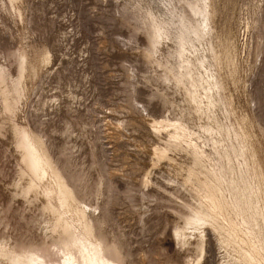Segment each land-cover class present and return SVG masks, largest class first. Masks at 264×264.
Returning <instances> with one entry per match:
<instances>
[{"label": "rangeland", "instance_id": "374dc122", "mask_svg": "<svg viewBox=\"0 0 264 264\" xmlns=\"http://www.w3.org/2000/svg\"><path fill=\"white\" fill-rule=\"evenodd\" d=\"M130 1L0 0L7 261L64 264L50 229L66 217L67 190L103 216L88 237L97 264H243L184 175L222 167L227 195L229 170L246 164L250 250L264 264V0H159L156 17ZM199 46L217 65L215 107ZM151 120L181 126L196 147L156 135Z\"/></svg>", "mask_w": 264, "mask_h": 264}, {"label": "bare ground", "instance_id": "6f19581e", "mask_svg": "<svg viewBox=\"0 0 264 264\" xmlns=\"http://www.w3.org/2000/svg\"><path fill=\"white\" fill-rule=\"evenodd\" d=\"M133 1H135L136 5L143 6V9L147 8L151 17H156L158 15V10L162 8V6L158 5L157 1L159 0ZM133 1L129 3L134 5ZM207 2L208 0H204L205 6L209 7ZM153 5L157 6L158 10L154 9ZM146 14H148V11ZM195 52L199 58L197 62L201 67L199 75L203 80L206 79L209 82L210 93L213 94V97L210 98V105L215 107V105L219 104L218 98L215 96L218 91V87L215 86V77L217 73L216 62L212 56L208 54L205 55V53H207L205 47L202 48L199 46L196 48ZM188 53L187 50L179 52L183 59L187 57ZM186 62L187 61L184 60L183 67H185ZM123 122L125 123L124 120ZM151 126L156 135H166L175 141L187 143L190 146L196 147V144H194L192 140H186L183 137L185 132L181 126L172 123H156L154 120H151ZM191 137H196V139L200 140L199 136L192 135ZM214 171L216 172L214 175H206L208 177L203 178V173L200 171L199 167L190 168L186 171L184 178L186 183L192 184L197 188L199 196L202 195V192L204 193L206 202L205 204L201 203V205L202 208L207 210L208 219L205 220L206 225L213 227L219 232L220 236L223 235L231 245H233L234 251L242 253L244 257L243 264H255L250 250L253 247L252 241L254 237L248 226V221L252 219L255 207L254 199L256 193L251 183V173L246 164L243 169L240 168V166H232L231 170H229L231 173L230 192L227 195H222L224 192V190L220 188V186L224 184L222 167H218ZM235 176H238V178ZM207 178H210L212 182L208 183ZM195 181L197 183H195ZM233 190L236 191L235 194L232 192ZM62 194L63 202L66 205V209H64L66 217H64L61 222L54 225L50 231L52 234L62 235L61 244L64 264H97L99 259L94 254L95 251L93 250L96 245L89 241L88 237H92V230L95 227V223L103 216L100 215L97 217L93 211L95 206L89 205L87 202H83V208L77 209L72 203V199L69 197V192L64 190ZM242 209H244L243 211L246 217H244L243 213H240ZM236 216L241 217L244 223H238V221H236ZM100 222L102 223V220ZM248 248L249 250H247ZM10 252L11 249L0 241V264H41L36 259L37 262H33L32 260L26 262L27 260L25 261L24 259L17 260L12 258L7 261ZM12 260L15 261L12 262Z\"/></svg>", "mask_w": 264, "mask_h": 264}]
</instances>
